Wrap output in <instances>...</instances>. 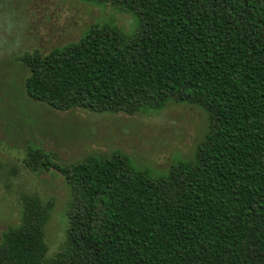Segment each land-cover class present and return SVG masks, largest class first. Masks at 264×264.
Wrapping results in <instances>:
<instances>
[{
    "label": "trees",
    "instance_id": "trees-1",
    "mask_svg": "<svg viewBox=\"0 0 264 264\" xmlns=\"http://www.w3.org/2000/svg\"><path fill=\"white\" fill-rule=\"evenodd\" d=\"M138 17L21 57L28 96L59 111L135 115L201 107L190 159L154 176L121 150L64 162L29 144L23 165L70 187L63 248L49 257L54 202L26 196L0 264H264V0H85Z\"/></svg>",
    "mask_w": 264,
    "mask_h": 264
},
{
    "label": "rangeland",
    "instance_id": "rangeland-1",
    "mask_svg": "<svg viewBox=\"0 0 264 264\" xmlns=\"http://www.w3.org/2000/svg\"><path fill=\"white\" fill-rule=\"evenodd\" d=\"M95 23L118 26L125 34L140 25L134 14L110 3L0 0V242L9 226L21 222L24 198L39 195L54 202L46 226L49 257L64 245L70 187L55 170L32 173L24 167L29 144L56 152L64 162L121 150L158 176L173 162L192 158L207 132V113L196 105L169 102L161 110L128 115L59 111L31 99L21 57L79 40Z\"/></svg>",
    "mask_w": 264,
    "mask_h": 264
}]
</instances>
